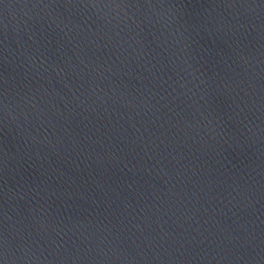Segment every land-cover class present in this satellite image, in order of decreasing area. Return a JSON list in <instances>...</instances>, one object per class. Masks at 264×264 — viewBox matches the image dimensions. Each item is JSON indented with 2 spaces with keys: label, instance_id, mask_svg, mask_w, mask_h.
Segmentation results:
<instances>
[{
  "label": "water",
  "instance_id": "water-1",
  "mask_svg": "<svg viewBox=\"0 0 264 264\" xmlns=\"http://www.w3.org/2000/svg\"><path fill=\"white\" fill-rule=\"evenodd\" d=\"M0 264H264V0H0Z\"/></svg>",
  "mask_w": 264,
  "mask_h": 264
}]
</instances>
